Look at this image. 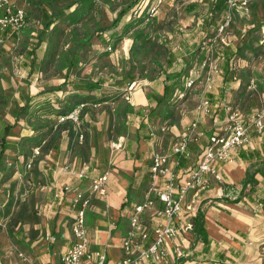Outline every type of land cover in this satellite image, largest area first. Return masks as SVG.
Here are the masks:
<instances>
[{"label":"rangeland","instance_id":"obj_1","mask_svg":"<svg viewBox=\"0 0 264 264\" xmlns=\"http://www.w3.org/2000/svg\"><path fill=\"white\" fill-rule=\"evenodd\" d=\"M157 1L93 0V10L78 20L83 12L81 10L90 5L89 2L82 0H16V5L22 7L28 14V25L19 36L7 40V43L5 42L4 46L0 47V118L10 119L7 97L18 96L19 90L29 97L39 94L41 89L47 91L50 87H59V91L57 94L53 92L49 99L53 106L51 108L55 110L42 113L40 109L32 107L30 114L20 119L18 127L13 132L14 136L9 138L16 144L15 150H12L7 155V160L3 161L5 168L0 172L4 179L0 186V206L3 208L8 204L5 212L0 211V256L5 253V250H1L3 245L14 239V235L20 230L25 233L27 229H35L40 222L52 221L49 215L50 207H48L52 200L47 201L50 192L45 190L46 188L43 189L49 186L47 174L50 172L44 168L45 165L50 167L58 181L69 177L68 181L71 185L81 180L72 174L66 175L65 168L68 166L69 172L71 170L80 171L90 166L91 169L86 178L88 181L83 183L89 192H92L90 189L92 180L106 172L111 173L112 176L107 184L112 182L113 187L114 185L117 187L119 182H124L125 177L132 178L131 180L136 179V183L144 189L140 192L134 191L133 203L146 197L151 184L149 169L152 162V143L141 142L139 152L142 158L129 159L126 145L129 141L135 140L137 131L136 125L132 122L134 116L129 114V108L134 106L135 109H139L141 105L147 103L145 98L148 92L154 90V82L160 77L162 79L165 77L161 74L164 73L169 51L176 54L182 43L189 44L191 52L179 58L185 69V75L192 78L195 83L188 88L185 84L186 80L182 82L181 92L184 97L179 99L177 95H180L178 94L180 92L177 91L160 109V118L151 125V130H148V133L149 131L153 133L151 138L156 140L154 143L156 151L158 147H164L165 141H167V147L172 139L178 141L177 138H173V134L168 129L179 128L181 119L188 122L196 118L198 103L203 97H207L208 94L220 96L225 76V71L222 70L223 62L219 61L222 74L215 80V89L211 93L206 92L205 77L208 71L203 68L206 55L205 50L199 46L201 44L199 37L201 18L209 15L214 6L207 3V0H177V2L163 0L158 11L153 14L152 9ZM194 2L198 3L202 10L200 14L190 15L186 12V8ZM70 5V11L62 15V22L50 23L44 27V14L59 13ZM250 5V22L245 25V28L248 25L251 29L247 43L253 45V48L246 47L244 52L246 58H237L234 61L237 80H233L235 75L229 81L230 84L225 86L228 102L234 108H241L244 115L251 111H261L264 108V23L260 24L264 17L262 9L264 0H251ZM126 11L128 13H125ZM225 12L227 13V9ZM225 12L219 15L215 12L218 18H214L215 26L210 29L209 38H217L219 42L216 50L230 44L235 49V45L238 44L237 24L229 26L225 34L218 35L220 27L225 23L223 22ZM120 14L125 15L120 17ZM150 15L151 18L148 21L145 16ZM141 16L144 18L143 25L133 26L134 21L140 19ZM67 21L72 25H66ZM251 22H254L252 26ZM45 28H47L44 38L46 49L41 57L44 60L42 68L53 60L55 62L47 73H40L41 77L35 83H31L30 77L22 72L20 62ZM102 28L106 29L102 35L104 41L97 37L91 41L90 45L82 41L92 37ZM109 46H112V52L107 51ZM72 52H76L80 59L74 69V73L80 80L97 81L98 78H104L109 81L101 90L94 91L92 96L101 99L105 96L114 97L119 94L114 102L109 100L96 106L90 104L82 107L79 121L81 126L76 127V130L77 134L85 135L83 145L80 144L79 137L70 141L67 132L58 137L60 118L57 114H52L56 109L61 108V103L56 101L58 97L63 102L66 100V103L62 105L65 107L73 103L74 95H76L73 84L65 85L64 77L56 70L58 63L64 60L68 63ZM238 61L245 63L237 67L236 62ZM178 67H174V70L179 71L181 66ZM79 93L86 95L87 92ZM181 104L186 105L183 110ZM219 110L221 111V108H217L218 113ZM225 113V121H222L220 125L222 128L227 126L228 112ZM206 119L203 126L210 133L214 121L211 117ZM164 123H168V128L163 133ZM39 133H42V136ZM36 136L47 137L46 143L39 148V154L35 152L38 148L33 147L34 142H31ZM120 141L124 142L123 148L113 150V144ZM132 149L136 150V144ZM29 165L31 168L28 167ZM71 176L72 179H70ZM21 204H26L25 209L18 210ZM42 204L48 208L44 206L41 208ZM94 205L101 207L99 202H94ZM69 228H72V223L68 226ZM89 231L92 233L93 228L90 227ZM17 243L20 246L19 252L22 250L32 253L31 250ZM263 243L264 240L261 239L257 243L261 246H258L252 253L249 252L250 255L246 257L244 263L264 264ZM29 253L28 255L34 259Z\"/></svg>","mask_w":264,"mask_h":264},{"label":"built area","instance_id":"obj_2","mask_svg":"<svg viewBox=\"0 0 264 264\" xmlns=\"http://www.w3.org/2000/svg\"><path fill=\"white\" fill-rule=\"evenodd\" d=\"M177 2V0H173ZM163 0H158L152 13L155 14L160 8ZM251 0H226L227 14L224 24L220 27L218 35L226 33L229 26L235 23L234 17L243 18L249 16ZM28 25V14L18 7L15 0H0V44L3 43V35L9 38L19 36ZM219 45L217 38H211L204 46L207 48L206 61L203 68L208 71L205 77L206 92L213 91L216 78L221 75L219 61L221 60L215 51ZM107 50L112 52V47ZM234 81L237 77L233 78ZM195 81L186 78V86L192 87ZM180 98L184 94L179 91ZM228 112L227 126L222 135H214L207 141L201 153L198 166L187 175L181 176L175 171L181 164L182 158L190 159L192 154L189 150L191 144H198L205 133L200 130L199 118H208L212 115V104L203 97L197 107V119L181 133L179 142L173 146L170 154L154 152L150 167L151 184L146 197L135 203L131 209L126 211L129 222L128 230L124 236L121 246L122 257L118 262H112L104 249H93L91 246L90 231L86 220L87 209L91 196L81 191H75L72 198V207L75 210L72 225L73 243L63 255V264H168L169 245L179 239L182 232L192 229V224L182 225L181 218L186 210V199L193 195L197 197L200 192L210 187L211 179L222 181V171L218 164L231 163L239 149L246 148L252 142L251 133L254 131L259 136L264 135V108L253 112L244 119L242 111L234 108L227 99L223 101ZM84 105L73 110L70 114L59 119V124L72 121L76 127L81 126L80 113ZM166 127L162 128L164 133ZM80 144L83 145L84 135H79ZM123 141L115 142L113 150L123 148ZM40 149H35L39 154ZM171 161L173 164L171 165ZM31 168V166H28ZM84 167L80 171L65 172L82 180L87 177ZM111 173L93 179L91 183V194L106 198L108 189L107 182ZM63 191H71L67 186ZM44 240L47 244L56 243L57 237L53 233H46ZM179 258L183 257L178 253ZM18 258L23 264H37L25 252L20 251Z\"/></svg>","mask_w":264,"mask_h":264},{"label":"crops","instance_id":"obj_3","mask_svg":"<svg viewBox=\"0 0 264 264\" xmlns=\"http://www.w3.org/2000/svg\"><path fill=\"white\" fill-rule=\"evenodd\" d=\"M249 17L250 16H245L243 18L239 17L236 19L238 29L241 30L243 36L248 31V29H250L248 25L245 28V25L250 22ZM241 63L245 62L243 61ZM241 63L240 61L236 62V66L240 67ZM233 64L234 61L231 64V67H233L231 68V71L235 73L234 75H236V77H238ZM20 66V68H22V72H24V74H26L28 77L30 68L24 69L22 67V61L20 62ZM39 78L40 77L38 75L33 74L29 81L31 83H35ZM229 84L230 83L227 85ZM238 84H240V82ZM225 86L226 85H222V89H224V91L226 88ZM214 87L215 82L213 88ZM209 95L211 94H208L207 96ZM214 98H216V96H213L212 100ZM145 101H147V98H145ZM147 103L141 106L147 107ZM185 106V104H181V109L183 110ZM239 110H241L243 114L244 111L241 108H239ZM253 112L257 111L248 112L246 115L243 114L245 116L244 119ZM211 118L212 121H214V125L210 133H208L203 126L207 119L199 118L200 130L208 134H205L204 138L198 142V144L190 145L189 149L191 154H193V158L199 157V153L211 136L222 135L221 133L224 128H222V126L220 127L222 122L215 116ZM196 119L197 117L192 118L188 122L184 119H181L179 128L172 127L168 129V131L173 134V138H177L179 141L180 138L178 136H180L181 133L184 132ZM167 124L168 123L163 124V127L165 126L166 129L168 128ZM251 136V144L246 148L239 149L231 163L218 164L219 169L222 171V181H217L216 179L212 178L210 181V187L208 189L200 192L197 197L191 195L186 199V210L183 214V217L181 218L182 225L191 223L193 226V218H195L198 212L203 211L205 215L204 220L207 236L212 242L210 249L214 250L218 247L219 249L225 250L235 261L234 264H246L244 263V260L246 259L245 257L250 255L252 251H255L258 246H261L257 244L259 241H261V239L264 240V206L262 208L259 206V203L261 202L264 204V178L261 177V175H257V179L259 181L258 186H256L253 191L248 189L241 201L239 200L238 202H234L236 197H238L240 194L242 188L240 185L246 178L247 167L251 161L249 159V155L255 154L256 156L259 150L262 148L264 149V135L259 136L253 131ZM155 141L156 140L152 138V144L149 143L152 145L151 154L154 152L170 154L173 146L178 142L177 140L174 141L172 139L170 145L167 147V141H165L164 147H158V150L156 151L154 146ZM141 142L146 143L144 140H141L139 143V150ZM139 150L138 153L141 154ZM134 158L141 159L142 157L140 158L134 156L133 159ZM129 159H132V157L129 156ZM189 160L182 158L181 164L175 168V171H177L178 174H181V176L187 175L189 172H191V170L186 169L187 167L182 165L183 162L188 163ZM172 164L173 162L171 161V165ZM65 174L67 175L69 173L65 172ZM72 178L73 177L71 176L70 179ZM110 178H112L111 175ZM68 179L69 177L65 180L61 178V180L58 181L57 177H54L55 183L51 184V186H45L43 188H46L45 190L50 192L47 197V201L51 202L52 200L51 205H48V207H50L49 215H51L52 221L40 222L39 225L36 224L37 227H35V229H27L25 233H22L23 239L20 241H18L15 234L13 237L14 239L8 242V244H4L3 248H1V250H5V253L3 252L4 255L0 256V264H23L18 258V253H20L18 248L20 246H18L17 242H19V245L21 244V246L26 247L27 250L32 251V253H28L34 257L33 260L37 264H63V255L68 251L69 247L74 241L72 236V228L68 229V226L73 222L75 215V210L72 207V198L74 197L75 191H81L91 196V201L87 209V220L89 223V228H93V232L90 233L92 248L106 250L107 255H109L112 262H118L120 260L122 257L121 246L129 226L126 215V211L128 210L129 206L127 205V187L129 186V182L125 181V179L123 180L124 182H119L117 187L115 185L113 187V184H111L112 182L108 183V194L104 199L98 195H92L91 192L85 188L83 182L81 185V181L83 180L79 181V183L71 185ZM133 182L132 196L134 195V191L140 192V190L144 189L140 187V184L136 183V179L133 180ZM67 186L70 187L71 191H63V189ZM12 197L14 198V196ZM133 200L134 197L132 202L130 201L131 203H129L131 206L142 201L143 199L134 203ZM94 202H99L101 207L95 206ZM25 205H19L18 210L25 209ZM43 206V204L40 205L41 208ZM48 207L44 206V208ZM46 233H53L57 237L58 241L52 245L47 244L44 240V235ZM193 240L194 236L192 229L187 232H182L179 236V239L169 245L168 253L170 255L168 264H181V261H184L182 264H224L221 263V261L217 262L212 260L209 254L203 251L205 246L203 242L198 243L193 247ZM262 245H264V243ZM28 253L26 254L28 255ZM178 253H182L183 257L179 258Z\"/></svg>","mask_w":264,"mask_h":264},{"label":"trees","instance_id":"obj_4","mask_svg":"<svg viewBox=\"0 0 264 264\" xmlns=\"http://www.w3.org/2000/svg\"><path fill=\"white\" fill-rule=\"evenodd\" d=\"M84 2H89L90 5H88L87 7H85L84 9H82L81 7V11L82 14L81 16H79V19H81V17L83 15L89 14L94 7V3L93 0H82ZM207 3H211L213 7V11L210 12L209 15L207 16H203L201 18V26L199 27V33H200V39H201V44L199 45L200 47H202L203 50H205L204 54H207V48L204 46V43H207L209 40H211V38H209V34H210V29L211 27L215 26L214 22V18H218L215 14V12L219 15L220 13H223L226 11L227 9V5L226 4V0H207ZM71 8V5L68 7L63 8V10L59 13L56 14H49L46 13L44 14V20H45V24L44 27H46L48 24H55V23H59L62 22L63 14H66V12H69ZM262 9L264 11V5L262 6ZM201 6L194 2L192 4H189L186 8V12L190 15H194V14H200L201 13ZM65 11V12H64ZM125 13H128V11H126ZM226 13V12H225ZM227 14V13H226ZM223 17V20L226 17ZM125 14H120V17H123ZM62 17V18H61ZM145 18L150 21L151 15L150 16H145ZM238 16L234 17V25L236 24V19H238ZM154 19V18H153ZM263 24L264 23V17L261 20ZM78 22V21H77ZM144 22V18L141 16L140 19L134 21V25L133 26H139V25H143L142 23ZM224 22V21H223ZM251 26L253 25L254 22H251ZM74 24V23H73ZM76 24V23H75ZM66 25L70 26L72 25L70 22H66ZM261 26V25H260ZM259 26V28H260ZM46 29H43L39 35V38L37 39L36 42L32 43L33 45H31V47L29 48L28 52L26 54H24V57L22 59V67L25 68H30V72L28 77L34 75H38L40 76V73H47L48 69H50L53 65L55 60L51 61L48 65L43 66L44 60L41 58L42 54L45 51V43H44V38L46 36ZM106 29L102 28L98 31H96V33H94V35L88 38H85L84 40H82L83 42L88 43V45H90L91 41L93 39H95L96 37L101 40L104 41V37L102 36L103 33L105 32ZM251 29H248V31L244 34V36L242 35V32L240 29H238V36H237V43L235 45V49H233V47H231L232 44L228 45L227 47H221L219 49H217L215 51V55H217L223 62V71H225V76L223 78V83L224 85H227L229 83V81L232 80L233 76H235L234 72L231 71V64L233 61H235L237 58L240 59H244V57L246 58V54H244L246 47L248 48H253V45H248L247 43V39L249 38L248 35L250 33ZM205 33V34H204ZM16 36L14 37H8L7 35H3V43L0 44V47L4 46V43L9 40V39H14ZM118 40H120V38H118ZM117 40V41H118ZM112 47V46H109ZM179 50L178 53L174 54L172 51H169L168 54V61L164 67L163 70V74L165 77L162 79L161 77L159 79H157L154 84H153V89L152 91L148 92L146 95L147 98V107H141L139 109H135L134 106H131L129 108L130 110V115L132 114L134 116V121L132 120L133 124L136 125L137 131L135 133V140L129 141L126 145L127 147V152L129 154V156H131L132 158L135 157H142L141 154L138 153L139 150V143L141 140H144L147 144L152 142V134L148 133V130H151V125L155 123V121L157 119L160 118L161 115V108L163 107V104L168 101L177 91L181 90V83L185 82L186 78H188V75H185V72L183 69V64L180 63V58L179 57H185V55H187L186 53L190 51L189 48V44L187 43H182V45L177 49ZM108 51V50H107ZM181 51V52H180ZM186 51V52H185ZM254 51V50H253ZM77 52V51H76ZM76 52H72L71 56L69 57V61L68 63L66 62V60H64L61 63H58V66L56 68L57 72H60L62 75L63 80H64V84L68 85L70 83L73 84L76 95H74V99H73V103H69L68 105H66L65 107H62V105H64L66 103L63 102V100L61 98H59L57 95V103H61V108L59 107L58 109H56V111L52 114H57L58 118H62L65 117V115L70 114L73 110H75L76 108L80 107L81 105L84 106H88L90 104H94V106L100 104V103H104L107 102L109 100H111L112 102H114V100H117L119 96V94L114 95V97H102L101 99H97L96 97L92 96V93L94 91L97 90H101L107 83H109V81H107L104 78H98L97 81H93V80H80L78 78V75H76L74 73V69L77 66V63L79 62V58ZM109 52V51H108ZM191 52V51H190ZM189 52V53H190ZM207 57V55H206ZM48 63V62H47ZM180 68H179V67ZM56 67V65H55ZM174 67H178L179 71L174 70ZM42 68V69H41ZM221 69V68H220ZM161 81V82H160ZM30 83V82H29ZM31 84V83H30ZM63 84V85H64ZM48 85V84H46ZM51 85V84H49ZM59 91V87L55 88V87H50L48 88L47 91H41L39 92V94L34 95L32 97L27 96L26 93L22 92V90L18 91V96H8L7 97V104H8V108L10 110V119L9 120H5L0 118V172L4 170L5 166L3 165V161L7 160L6 157L7 155L12 151L15 150V144L14 142L10 141L9 138L13 137L15 133L14 130L18 127L17 125L19 124L20 119L23 116H28L30 114V112L32 111V107L37 108L38 110L40 109V112L42 113H48L49 111H52L53 108H51L52 104L50 102V95L54 92L55 94H57ZM81 91H86V95L85 94H81L79 92ZM211 93V92H208ZM227 92L224 91V89L221 90L220 96H216V98H213L214 94H211L207 97H205L210 104H212V115L211 117L215 116L218 118V120L225 121V115H226V109L224 107L223 101L226 98ZM40 99H43L42 101ZM53 107V106H52ZM217 108H221V111L219 110V113L217 112ZM55 110V109H53ZM58 110V111H57ZM216 113V114H215ZM217 115V116H216ZM82 118V117H81ZM58 137L62 136V133H68L69 135V139L70 141H72L73 139H77V137H79L78 131L76 130V125H74V123L72 121H66L65 123L62 124H58ZM40 136H42V133ZM84 135V134H83ZM50 137V135L48 136ZM85 138V135H84ZM47 141V137H39L36 136L33 138V140H31V142H34L33 147H37V148H41L42 145L44 143H46ZM136 144V150L133 151L132 147L133 145ZM206 146V145H205ZM205 146L203 147V149L201 150V152L199 153L200 155H198V158H193V154L192 157L190 158L189 162H183L182 165L184 167H187L186 169L189 170H194L200 161V157H201V153L203 152ZM45 149V148H44ZM190 150V149H189ZM191 152V151H190ZM250 162L248 164L247 167V173H246V178L242 181L241 185V191L238 197H236L234 202H238L239 200L241 201L242 198H244V194L245 192L249 189L250 191H253V189L258 186L259 181L257 179V175H261V177L264 178V149L262 148L261 150L258 151L257 153V157L255 156V154H250ZM44 168L49 171L50 173L47 174V180H48V184L49 186H51V184H54V177L55 174H53V172L51 171L50 167L48 165H45ZM91 168L89 167L86 171V174L88 176V172ZM87 177H85L84 179H82L83 181H81V185L82 182H86L88 181V179H86ZM126 181H128V209H131L132 206L129 204L132 202L133 199V180H131L130 178H126ZM3 176H1L0 174V186L2 185V183L4 181ZM131 201V202H130ZM260 208H262L264 206V204L261 202L259 203ZM2 206H0V211L5 212L6 208L8 207V204H6L5 206H3V208H1ZM5 208V209H4ZM264 208V207H263ZM204 212L200 211L197 213V215L195 216V218H193V228H192V233L194 236V240L192 242V246L194 247L195 245H197L198 243L203 242L204 243V249L203 251L207 254H209V256L211 257L212 260L215 261H221V263L227 264V263H232L234 264V260L232 259V257L225 251L222 249H219L218 247L214 250H211V244L212 242L209 240V237L207 236V232L205 229V220H204ZM86 220H87V216H86ZM88 223V220H87ZM89 224V223H88ZM16 236L18 238V240H22V231L20 230L18 233H16ZM246 258V257H245ZM184 261H181L180 263L182 264Z\"/></svg>","mask_w":264,"mask_h":264}]
</instances>
